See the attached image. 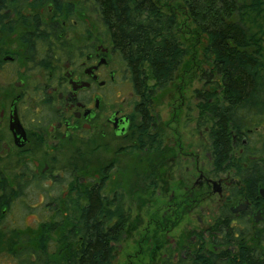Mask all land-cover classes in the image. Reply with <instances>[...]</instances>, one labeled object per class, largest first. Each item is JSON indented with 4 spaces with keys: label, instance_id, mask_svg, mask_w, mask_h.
Instances as JSON below:
<instances>
[{
    "label": "flooded vegetation",
    "instance_id": "obj_1",
    "mask_svg": "<svg viewBox=\"0 0 264 264\" xmlns=\"http://www.w3.org/2000/svg\"><path fill=\"white\" fill-rule=\"evenodd\" d=\"M92 4H0V230L16 229L11 221L18 202L44 220L63 215V229L78 230L80 210L92 208L93 201L129 214L125 188L114 186L109 176L112 162L77 158L68 168L58 167L59 158L71 150L81 156L111 140L123 141L118 147L123 160L129 149L142 155L138 191L145 194L148 212L132 239V250L124 255L127 264H264V80L259 106L254 98L246 111H237L247 123L241 121L229 159L214 170L207 113L196 108V91L206 102L210 82L202 73L209 70L204 37L197 43L201 86L193 92L194 121L185 92L171 97L163 114L155 106L164 88L153 95L134 88L128 63ZM186 22L185 48L192 52L188 14ZM261 59L264 76L263 47ZM217 93L224 103L221 89ZM192 124L196 141L184 131ZM32 195L40 198L38 206L26 202ZM70 213L75 214L71 224L66 222ZM124 236L110 243L112 264Z\"/></svg>",
    "mask_w": 264,
    "mask_h": 264
},
{
    "label": "trees",
    "instance_id": "obj_2",
    "mask_svg": "<svg viewBox=\"0 0 264 264\" xmlns=\"http://www.w3.org/2000/svg\"><path fill=\"white\" fill-rule=\"evenodd\" d=\"M90 1L127 61L134 88L145 95L166 88L182 71L188 53V14L192 46L200 37L206 42L203 56L209 70L202 73L210 80L206 93L210 101L201 102L197 90L196 108L200 114L207 113L212 168L220 169L230 157L234 131L245 120L237 111H246L254 98L257 106L261 102L264 0ZM147 80L152 81L150 87ZM218 89L224 103L217 98ZM90 207L80 210L78 230L61 228L65 217L55 214L37 220L27 232L0 230V244L5 241L8 253L15 257L14 247L24 249L18 257L26 264H112L114 247L110 243L124 235L130 214L119 206L99 207L94 201ZM74 215L70 213L66 222L71 224ZM76 244H80L79 250Z\"/></svg>",
    "mask_w": 264,
    "mask_h": 264
},
{
    "label": "rangeland",
    "instance_id": "obj_3",
    "mask_svg": "<svg viewBox=\"0 0 264 264\" xmlns=\"http://www.w3.org/2000/svg\"><path fill=\"white\" fill-rule=\"evenodd\" d=\"M264 30V28H263ZM186 46V43H185ZM200 45H195L191 49H188L189 57L184 59L183 64L181 66L182 71L179 75L176 76L174 81L168 85L166 88L161 89L158 91L157 101L156 102V110L165 114L167 111V107L169 105V101L171 97L177 96L179 93L185 92V97L190 96L191 98L186 99L188 106L191 107V117L195 116V104L196 101L194 99V90L200 88L201 82L197 81V74L196 73V66L201 64V54H200ZM263 50H264V39H263ZM192 60V63H191ZM199 67H197L198 69ZM196 75L194 76V74ZM185 76L184 79L182 76ZM186 75H188L186 78ZM194 77V78H193ZM181 79L188 81V87L185 88V82L181 81ZM196 79V80H195ZM152 84V81H150ZM182 88L181 91L178 90V87ZM188 129L191 132L192 140L196 141L197 139V131L194 128V124L191 126L186 125L184 127V131ZM132 141H128V144H131ZM110 143V141H109ZM194 145L195 143L192 142ZM123 145V141L114 142L111 140L110 145L106 146L105 148L97 151H92L88 154L87 151H83L81 156L76 151H69L68 154H64L58 161V167L60 168H68L73 163V160L79 158L83 162L87 161L89 158H94L96 161H100L106 159L103 163L108 164L110 162L113 163L112 167L109 169V176L111 182L114 186H121L124 187L126 190V201H127V209L129 211V227L125 232V236L123 237V241L120 245V250L117 252L116 263L115 264H127L126 258L124 257L125 254H128L133 248V241L137 236V229L139 230L140 225L139 223L144 219V203H146L145 194L141 192L139 193L138 189L142 186L140 177L138 176V160L142 158L140 152L133 151L134 149H129L125 152V160H123V150L119 151L118 147ZM79 155V156H77ZM147 155L148 152L144 153L143 156ZM99 163V162H97ZM81 168V163L78 165ZM124 168V169H123ZM28 204L32 206H38L40 203V198L36 195H32L28 200H26ZM24 206V205H23ZM21 206L20 202L16 203L15 213L13 215L12 221L16 229L20 231L27 232L30 228H34L35 223L39 219H43L44 216L38 211H31L30 209L24 208ZM146 212V211H145ZM148 213V212H146ZM185 222V220H183ZM13 252L17 254V257L14 255H10L8 253L7 245L5 241L0 244V264H26L25 262H21L22 258L18 257L23 254V250L21 248H13ZM12 251V250H11ZM31 259V258H30ZM145 264H157L156 262H146Z\"/></svg>",
    "mask_w": 264,
    "mask_h": 264
}]
</instances>
